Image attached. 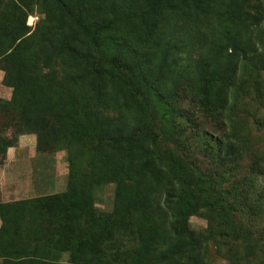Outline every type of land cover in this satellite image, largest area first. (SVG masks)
Listing matches in <instances>:
<instances>
[{
	"label": "rangeland",
	"instance_id": "374dc122",
	"mask_svg": "<svg viewBox=\"0 0 264 264\" xmlns=\"http://www.w3.org/2000/svg\"><path fill=\"white\" fill-rule=\"evenodd\" d=\"M51 1L0 0V30L7 24L11 27L10 32L7 30L8 36L15 39L25 23L28 28L26 36L31 34L38 42L40 36H51L58 28L74 36L71 43L80 53L86 50L95 52L93 54L97 57V65L100 64L101 72L104 69L106 89L112 90L110 85L119 83L121 87L116 85V89L122 97L128 98L129 107H125L127 111L117 113L104 107L91 110L83 104L80 114L96 115L103 126L112 122L125 123L128 115L134 126L141 123L143 128L156 131L159 134V145L154 147L151 141L145 144L156 148L164 163L169 161L168 155L172 152L187 166L188 171L199 170L203 175L215 174L218 194L225 191L229 204H234L237 193L244 195L248 189L247 181L254 178L252 169L257 174L259 184L264 185V0H205V5L196 12L186 0H165L164 5H160L148 19L154 30L149 36L154 41H157L158 36L160 47L166 40L177 45L178 49L170 53V59L175 58L177 61L171 73L159 69L158 47L153 41L146 40L147 30L138 22L132 21L111 28L109 38L103 35L93 38L95 22L92 21V9L88 13L90 21L84 18L82 26L76 28L60 20ZM130 2L139 13H143L152 0H118L115 4L124 8ZM47 11L51 12L50 18H46ZM33 45L28 41L20 50L26 68L44 82L47 91H52L54 99L60 94L74 99L76 90L85 91L92 77L89 68L83 65L84 62L74 58L71 67L52 65L44 68L39 55H30ZM235 45L239 50H233ZM96 47L98 49L93 51ZM121 57L123 60H120ZM113 58L119 62L118 69L112 64ZM70 70L82 75L78 86L75 82H68ZM200 73L204 74L205 80H202ZM168 74L169 77L175 74L181 76L178 78L179 89L175 94L171 92V97L166 90L168 82L165 79L162 81L163 76ZM14 76L12 74L8 78ZM5 87L8 91V87ZM205 92L213 108L202 105V99L206 101ZM226 103L222 115L228 117V125L217 119L222 108L216 106L221 107V104ZM7 109L3 111L0 107V134L10 138L12 134L13 137L18 134L21 126L19 119H14L13 112L10 114L12 108ZM207 136L211 138L205 140H209L212 144L209 146L215 150L214 138L217 136L223 138L225 143L233 144V156H237L238 164L227 160L221 163L216 161L213 153L201 145L202 138ZM41 155L46 162V170L54 175L50 179L46 174L44 178L45 186L50 187L46 195L65 192L68 182L72 180L68 181L70 173L67 153L46 152ZM86 162L76 166L79 177L75 178V182L81 176L86 177L83 182L91 188V207L97 216L107 215L113 210L115 184L106 175L102 179L101 175L105 174L103 168L93 169ZM224 172H227L225 176L228 180L223 181L224 178H221L220 181L218 174ZM167 178L164 175L157 183L163 193L171 187ZM192 187L206 190L204 184ZM198 198L208 201L206 195ZM253 206L256 209L234 215L235 225L239 224L250 232L252 242L249 244L237 237L232 223L223 213L220 214L219 209L207 207L189 217L190 239L197 241L200 246L195 248L199 264H264V208H261L263 204ZM159 214L165 225V210ZM114 246V249L122 250L128 244L124 237L119 236ZM160 248L161 243L156 242L155 248L146 256L145 264H157L154 253ZM100 256L104 264H121L113 262L111 251ZM188 256L185 252L181 260L186 262ZM68 260V253L58 258L60 264H67ZM170 264H176L174 259Z\"/></svg>",
	"mask_w": 264,
	"mask_h": 264
},
{
	"label": "trees",
	"instance_id": "16d2710c",
	"mask_svg": "<svg viewBox=\"0 0 264 264\" xmlns=\"http://www.w3.org/2000/svg\"><path fill=\"white\" fill-rule=\"evenodd\" d=\"M186 1L193 5L195 12L205 5V0ZM115 2L52 0L51 5L55 7V13L61 21L76 28L82 26V19L90 21L88 13L92 9V15H89L95 22L93 38L102 35L109 38L111 28L132 21L138 22L147 30L146 40L153 41L158 47L159 69L171 73L177 61L175 58L170 59V53L178 49L177 45L166 40L160 47L159 37L154 41L149 36L154 30L148 19L160 5H164L165 0H152L143 13L131 6V2L124 8ZM50 14L47 11L46 18H50ZM97 19L100 20L96 21ZM23 27L15 39L8 36L7 30L10 32L11 27L7 24L0 30V70L4 73L2 83L12 92L11 100L0 101V107L3 111L11 107L10 114L13 112L14 119H19L21 126L15 137L13 134L10 138L0 134V155L4 156L6 150L16 144L19 135H35L38 154L60 151L67 153L70 173L68 181L72 180L63 193L0 205L3 222L0 239H5L3 250L0 249L1 264H60L58 258L63 253L69 254L67 264H104L100 254L104 255L106 251L112 252L113 262L145 264L146 256L155 248L156 242L161 243V248L154 253L157 264H170L173 259L176 264H199L195 248L200 246L197 241L190 239L188 220L207 207L219 209L220 214L223 213L232 223L237 237L248 244L252 242L250 232L239 224L235 225L234 215L256 209L254 204H263L261 208H264V185L259 184L255 170L252 169L254 178L247 181L248 189L244 195L237 193L234 204H229L225 191L218 194L215 174L203 175L199 170V173L188 171L187 166L172 152L168 155L169 161L164 163L159 151L145 144L151 141L154 147L159 145V134L156 131L143 128L141 123L134 126L128 115L125 123L112 122L103 126L96 115L80 114L83 104L91 110L104 107L120 113L122 110L127 111L125 107H129V100L122 97L116 89L119 83L111 84L112 90L106 89L104 69L101 72L100 64L97 65V57L93 54L95 52L86 50L80 53L71 43L73 35L57 28L55 34L40 36L36 42L37 39L31 34L26 36L28 28L25 23ZM153 27L156 29L155 24ZM28 41L34 44L30 55H39L44 68L52 65L71 67L74 58L84 62L83 65L89 68V75L92 77L88 80L89 85L85 91L76 90L74 99L62 97V94L54 99L52 91H47L44 82L26 68V61L20 50ZM97 49L96 47L93 51ZM234 49L239 50L237 45L233 46ZM120 60H123L122 57ZM2 62L4 65L1 66ZM117 62L116 58L112 59L115 69L119 68ZM12 74L15 75L14 78H8ZM169 76L170 74L163 76L162 81L165 79L168 82L166 90L171 97L179 89L178 78L181 76ZM200 76L205 80L203 73ZM81 78V74L69 71L70 84L75 82L78 86ZM205 100L204 102V98L202 99V105L214 107L207 92ZM226 106L227 103L221 104V107L216 106L222 108L217 119L224 125L229 122L228 117L222 115ZM210 138H202L201 145L213 153L216 161L221 163L227 160L238 164L237 156H233V144L225 143L223 138L217 136L214 138V145L217 147L215 150L209 146L212 145L209 140H205ZM85 162L93 169L103 168L105 174L101 175L102 179L106 175L115 184L113 210L107 215L97 216L91 207V188L83 182L86 177L81 176L75 182L79 177L76 166ZM224 173L218 174L220 181L221 178H224L223 181L228 180L225 176L227 172ZM164 175L168 177L171 186L165 193L161 192L157 184ZM201 184L206 186L208 192L198 187ZM205 195L208 201L198 198ZM163 210L165 225L159 214ZM119 236L124 237L128 244L122 250L114 249ZM185 252L189 255L186 262L181 260Z\"/></svg>",
	"mask_w": 264,
	"mask_h": 264
},
{
	"label": "crops",
	"instance_id": "0c3cea01",
	"mask_svg": "<svg viewBox=\"0 0 264 264\" xmlns=\"http://www.w3.org/2000/svg\"><path fill=\"white\" fill-rule=\"evenodd\" d=\"M3 75L0 71V93L3 92L0 101L7 102L10 101L12 92L10 88L8 91L4 89ZM45 164L43 156L36 152L35 135H19L16 144L9 147L4 156L0 155V205L46 196L45 192L49 191L50 187L45 186L44 178L46 174L50 179L54 175L53 172L46 170ZM2 226L0 217V229ZM4 242L5 239H0L2 250Z\"/></svg>",
	"mask_w": 264,
	"mask_h": 264
}]
</instances>
